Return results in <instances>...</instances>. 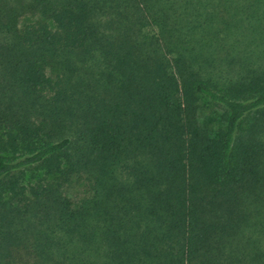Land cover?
Segmentation results:
<instances>
[{"label":"trees","instance_id":"trees-1","mask_svg":"<svg viewBox=\"0 0 264 264\" xmlns=\"http://www.w3.org/2000/svg\"><path fill=\"white\" fill-rule=\"evenodd\" d=\"M0 264H264V0H0Z\"/></svg>","mask_w":264,"mask_h":264},{"label":"rangeland","instance_id":"rangeland-1","mask_svg":"<svg viewBox=\"0 0 264 264\" xmlns=\"http://www.w3.org/2000/svg\"><path fill=\"white\" fill-rule=\"evenodd\" d=\"M223 113L224 110L210 103L208 101H203L200 111L199 118L202 125L208 127L210 130L216 132L218 128L223 125ZM83 187L79 182H73L71 186L66 189V193L73 199L79 200L82 195Z\"/></svg>","mask_w":264,"mask_h":264}]
</instances>
